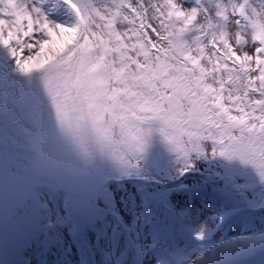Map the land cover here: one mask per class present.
I'll use <instances>...</instances> for the list:
<instances>
[{
  "label": "snow or ice",
  "instance_id": "1",
  "mask_svg": "<svg viewBox=\"0 0 264 264\" xmlns=\"http://www.w3.org/2000/svg\"><path fill=\"white\" fill-rule=\"evenodd\" d=\"M63 3L71 23L35 0H0V49L15 76L0 81V217L6 203L43 217L54 202L81 201L115 215L113 185L141 175V124L156 120L168 153L159 163L188 193L134 216L148 247L161 245L157 264L264 253V0ZM209 189L212 206H197ZM242 215L252 234L216 242Z\"/></svg>",
  "mask_w": 264,
  "mask_h": 264
},
{
  "label": "bare ground",
  "instance_id": "2",
  "mask_svg": "<svg viewBox=\"0 0 264 264\" xmlns=\"http://www.w3.org/2000/svg\"><path fill=\"white\" fill-rule=\"evenodd\" d=\"M254 6L259 7L260 0H253ZM118 194L125 196L127 192L123 189L118 190ZM237 199L240 200L237 195ZM84 209H88L86 204L80 202ZM103 208V204L100 206ZM11 205L9 203L5 204L4 212L2 217H0V241L5 242L6 240H11L13 238L21 236L26 229L29 227L34 216L30 215H18L10 210Z\"/></svg>",
  "mask_w": 264,
  "mask_h": 264
},
{
  "label": "rangeland",
  "instance_id": "3",
  "mask_svg": "<svg viewBox=\"0 0 264 264\" xmlns=\"http://www.w3.org/2000/svg\"><path fill=\"white\" fill-rule=\"evenodd\" d=\"M88 1H92V5L93 6H96L97 5V3H98V0H88ZM147 122H151V124L153 125V123H155V122H158L159 123V121H156V120H149V121H144V123H147ZM145 130H146V132L148 133V136H150V134H151V132L150 131H148V129H146V128H144ZM148 136H147V145L149 146V147H151V146H153L155 143H156V141L154 140V139H148ZM150 138V137H149ZM148 170L147 169H144V168H141V174H146V173H148L147 172ZM133 175H135V173L133 174ZM238 201V200H237ZM53 209L55 210V212H59V213H61L62 212V206H61V204H56V203H53ZM54 215H55V213H54ZM44 217H46L47 219H51L50 218V215H45V216H43V217H39V221L41 222L42 221V219L44 218ZM53 217V216H52ZM52 221H57V220H55V216H54V218H52L51 219ZM239 220H241V221H243L244 219L243 218H240ZM59 224L57 225V233L59 234V235H64L65 234V223L63 222V221H59L58 222ZM90 226H88V228H87V230H86V235L87 236H89L90 235ZM236 233H238V232H235V233H233L232 235L233 236H238L239 234H236ZM231 235V238L233 237ZM261 254V253H260ZM261 256H255V257H252V258H250L248 261H245V262H242V264H249L250 262H256L259 258H260ZM4 264H10V261L9 260H6L5 262H4ZM260 264H264V257H263V259H262V263H260Z\"/></svg>",
  "mask_w": 264,
  "mask_h": 264
}]
</instances>
